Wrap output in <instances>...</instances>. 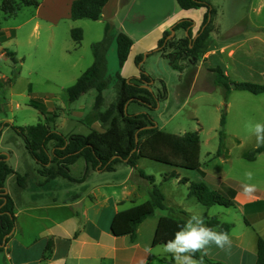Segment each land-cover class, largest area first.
I'll return each instance as SVG.
<instances>
[{"label":"rangeland","instance_id":"obj_1","mask_svg":"<svg viewBox=\"0 0 264 264\" xmlns=\"http://www.w3.org/2000/svg\"><path fill=\"white\" fill-rule=\"evenodd\" d=\"M36 1L41 3L43 0ZM208 1L217 12L214 18L215 34L216 32L218 34L215 24L218 28L225 29V25L220 21L222 6L227 7L228 12L225 19L230 21L235 17V13L232 12V8L235 6L241 9L238 13L247 14V10H249V8H242L248 6L246 0L240 2L239 0ZM2 2L3 0H0V5ZM56 3H58V0H56ZM35 13L36 8L29 6L22 7L16 15L10 18L0 13V29L20 25ZM52 13L53 11L48 9L42 12L41 26L32 37L27 32V29L30 30L29 25L24 26L12 45L10 44L7 47L0 43V130L2 129L0 151H13L14 158L11 160L10 165L19 174L28 175L25 189L17 186L15 175H10L6 183L8 191L18 203L19 222L22 226V236L16 240L17 244L14 252V257L20 264H39L43 240L35 244L28 253L21 251L22 246L26 243H32L36 239L44 238L49 234H55L60 240H63L66 235L73 232L76 222L69 216V207L62 208L60 214L55 213L52 209L45 208L46 202L39 193H35L39 190L36 188L41 179L37 173L39 167L29 156L23 139L11 127H6V125L27 127L38 123H47L66 136L72 134L88 135L91 131L89 123L96 120L94 111L96 91L91 90L79 100L69 102L66 89L74 85L79 77L93 65L95 61L93 45L104 39L106 26L102 23L84 19L79 21L62 20L58 25L49 27L43 21V17ZM75 28L83 31V40L80 44H76L71 36V30ZM222 30L220 31L222 32ZM171 35L170 29L165 40L166 46L164 45L165 47L161 49L162 52L152 53L148 56L144 53L142 56L143 69H146L142 71L148 72L155 81L151 85V90L156 93L160 90L162 93L163 81L168 93L167 98L161 100L155 109L131 103L127 107L128 114L134 115L147 112L158 129L176 135L182 136L187 132H197L200 136L202 148L201 168H207L211 176H224L226 173L234 176L236 172L240 173L237 170L242 162L241 150L233 146L234 141L228 143L231 147V156L226 159L228 162L226 166H224V161L218 160L217 156L221 130L220 121L222 115L226 113V101L224 100L222 88L214 84L217 75L215 70H211V73L206 71L208 68L217 66V57L214 59L208 58L213 44L211 43L212 35L207 40L202 52L196 55L190 51V47L185 43L189 32L188 35L187 32L185 34L176 33L170 37ZM198 35L199 31L193 29L191 31V41H194ZM2 49L5 52L24 54L27 56V61L22 66L19 63L15 64L9 57L6 59L1 57ZM66 49L68 50L66 51ZM172 58L174 59L173 64L182 70L181 73L171 68L170 60ZM204 58L207 63H203ZM106 60V79L109 85L103 93L102 111L108 109L116 101L117 75L120 72L122 74L117 56L116 40L114 39L107 49ZM136 69L138 68L135 65L129 67L126 71L127 75L131 76L132 73L136 74V71H140ZM196 70H199V72L196 73ZM211 84L214 85L212 89H210ZM35 102L44 106V114L39 109L31 106V103ZM94 125H96L94 127L97 131H101L99 123ZM94 127L92 126L93 129ZM255 141L256 138L248 140L247 146L244 148L247 149L249 146L254 145ZM117 168L118 170L115 173L96 174L86 181V184H89L90 187H98L99 198L107 203V210L112 209L110 199L115 193L112 186L121 183L128 169L130 170L127 163H122ZM90 169V165L87 164V171ZM174 170L179 177L164 182V177ZM148 176L155 178V184L159 186L165 195L166 204L170 209L157 211V215L162 213L166 216L171 215L188 219L190 215L198 214L205 219L217 217L221 222L233 221L230 219L238 220L240 217V213L235 208H224L219 205L206 208L198 203L194 197L189 196V186L183 184L181 180L188 179L190 182H199L198 180H201L202 177L197 171L176 169L149 159H140L137 168L134 169L133 183L150 190L152 182ZM179 178L180 181L177 180ZM70 187L73 191L81 188L80 184H72ZM81 194L84 195L85 193L82 192ZM82 197L84 198V196ZM87 199H91V197L88 196ZM31 200H36L35 206L37 209L36 211L27 212L28 203H34ZM129 205H131V201L127 200L120 207L124 208ZM183 210L189 214L185 212V215H181ZM227 212L230 216L227 215ZM155 218L156 214L151 217L141 228L140 233H137L132 240L134 244L140 247L137 253L138 258L133 264H139V261L143 260L147 252H152L154 255L150 264H166L165 261L172 255L165 251L164 246L151 248ZM91 231V234L86 233L82 240L77 241L76 244L73 243L70 249L60 245V252L52 264H106L107 262H101L97 259L101 251L97 247V243L112 248L127 247L131 242L130 240L110 239L94 228ZM66 252L69 253L67 259L65 258L66 255L64 256ZM0 264H9L4 254L0 255ZM173 264H176V262Z\"/></svg>","mask_w":264,"mask_h":264},{"label":"crops","instance_id":"obj_2","mask_svg":"<svg viewBox=\"0 0 264 264\" xmlns=\"http://www.w3.org/2000/svg\"><path fill=\"white\" fill-rule=\"evenodd\" d=\"M74 1L75 0H58V3H56V0H43L40 3V6L36 8L35 15L31 16L20 25L0 29V43L7 47L10 44L12 45V42L17 40L19 33L23 30L24 26L29 25L30 30L27 29V32H29L28 35L32 37L40 28L42 12L46 9L53 11L52 14L43 17V21L49 27L58 25L62 20H72L71 6ZM240 1L243 0H239V2ZM246 1L248 6L242 8H249L247 14L238 13L241 9L235 6L232 8L235 17L231 21L225 19L228 9L227 7L222 6L220 21L225 25V29L222 30L221 27L218 28L215 24L218 29V34L217 32L215 34L214 31L212 32L214 33L213 35L211 33V43L213 44L208 56L209 59L217 57V66L208 68L206 71L211 73V70L219 68L233 82L264 84V0ZM206 13V8L183 10L179 7L177 0H109L108 4L103 9L101 18L95 22L105 24V26L107 24L111 25V43L113 39L116 40V46L117 37L120 33L126 34L133 40L128 59L123 67H121L122 74L121 72L119 73L123 78L128 79L130 77H139L141 70H146L143 69V54L145 53L148 56L152 53L158 52L160 49V42L164 39L166 34L170 32V29L174 28L176 24L183 20H190L193 24L189 29L199 31ZM220 30H222V32ZM187 31L180 30L178 32L176 31V33L185 34ZM67 50L68 49H66V51ZM1 57H5V59L8 57L4 49L1 51ZM15 57L21 66L27 61V56L24 54L19 55V53L16 52ZM140 58L141 61L137 64V60ZM203 61V63H207L205 58ZM133 65L138 68L136 70L140 71H136V74L132 73L131 76H128L126 71ZM199 70H196V73L199 72ZM178 72L181 73L182 71ZM147 74L149 73L147 72ZM210 87V89H212L214 88V85L211 84ZM222 90L224 94V89L222 88ZM225 101L226 124L221 148L222 152L221 155L218 156V160L220 159L222 162L224 161V166L228 164L226 159L231 156V147H229L228 143L234 141L233 146L241 150L242 153V162L237 170L240 173L236 172L234 176H230L229 173H226L224 176L220 175L216 177L211 176L208 169L202 167L200 171H197L202 177V179L198 181H205L212 190L216 191L227 192L228 190L233 189L236 192V196L234 199L235 205L231 208H235L237 212L240 213V217L238 218L239 221L237 219H230L233 220L230 222L225 221L227 224L233 225L229 233L232 240L231 250L225 252L212 246L206 256L210 260L222 264H256L257 240L258 237L264 239V152L259 154L255 160L249 161L247 156L257 149L256 141L254 142V145L249 146V148L245 149L244 147L247 146L248 140L255 138L252 126L256 122L264 123V94L254 95L246 91L234 90ZM101 109V112L107 110L105 109L102 111ZM95 123H99L100 125L101 131L99 132L105 131V126L98 120L89 123L91 130L96 128L94 127L96 126L94 125ZM0 132L2 134V129ZM0 154L5 156V161L14 170L10 165L11 160L14 158V152L11 150L5 152L0 151ZM29 156L31 157L30 154ZM31 159L36 163L32 157ZM123 164H126V162H123ZM36 165L39 167V171L40 166L37 163ZM119 165L116 166V169L113 172L98 171L93 170L92 168L87 171V163L84 159H79L71 166L72 177L75 179H83L82 181L76 182L60 177L46 180L39 175L41 179L36 188L39 190L35 193H39L46 202L45 208L48 210L52 209L55 213L60 214L62 208L69 207V216L73 218L76 225L73 232L70 235H66L63 240H60L55 234H49L44 238L36 239L32 243H26L20 248L21 251L28 253L35 244L43 240L39 255V264H52L60 252V245L65 246L66 249H70L73 243L76 244L77 241L82 240L84 234H91V229L94 228L100 234L106 235L110 239L131 241H129L130 243L127 247L112 248L97 243V247L101 249L97 259L101 262H107L106 264L135 263L140 248L139 245L132 242L135 237H114L111 233V223L118 211L131 207L134 204L147 201V198L149 197V188L144 189L133 183L132 177L134 169L130 167V170L128 169L122 182L112 186V188H114L113 190H115L113 197L110 199L112 201V209L107 210V203L99 198L98 187H90L89 184H86L87 179L93 175L117 172V167ZM14 171L19 173L16 170ZM38 171L37 173L39 174ZM248 171H251L254 174V178L250 183L256 185L255 192L251 194L245 193L242 188L243 183H249L245 178V173ZM177 180L180 181V178ZM72 184H80L81 188H77L73 191L70 187ZM187 185L189 186V183H187ZM17 186L21 189H25L27 187V180L24 187H20L18 184ZM6 190L14 202L16 226L11 234L12 237L10 242L0 255L4 254L9 264H20L14 257L17 244L16 240L22 236V226L19 222L18 203L8 191L7 186ZM82 192L85 194L82 195ZM82 196H84V198ZM88 196H90L91 199H87ZM94 200L95 202H93ZM127 200L131 201V205L121 208L120 206L122 203ZM32 202L34 203H28L29 206L26 209L27 212L36 211V200ZM185 212L186 211L184 210L181 211V215H185ZM157 213L158 212L155 213L156 218L153 225L154 231L152 241L159 219L166 216L162 213L157 215ZM186 213L189 214L188 212ZM228 213L229 212H227V215H229ZM151 217L146 219L138 227V234ZM152 241L151 248L154 249ZM50 242L52 243L50 258L47 261H43V256L46 254L47 246ZM68 255V252L64 254L66 259L69 257ZM150 255L154 258L152 252H147L143 260L139 261V264H150L152 261V259H149Z\"/></svg>","mask_w":264,"mask_h":264},{"label":"trees","instance_id":"obj_3","mask_svg":"<svg viewBox=\"0 0 264 264\" xmlns=\"http://www.w3.org/2000/svg\"><path fill=\"white\" fill-rule=\"evenodd\" d=\"M109 0H75L71 6V19L98 21L101 18L104 7ZM178 5L183 10L206 8L203 24L199 30L198 37L191 41V29L193 22L183 20L175 25L174 31L184 30L189 32L185 43L190 47L195 55L201 53L207 40L214 31V18L216 10L208 0H177ZM23 6H40L36 0H3L0 5V13L6 17L16 15ZM110 24L106 25L104 39L93 45L95 61L76 81L74 85L66 89L69 102H75L84 94L91 90L97 92L94 111L95 119L101 121L106 127L105 131L99 132L91 130L88 135L72 134L66 136L47 123L37 125L11 127L20 136L25 144L26 150L40 166L39 175L46 180L64 178L70 181H82L75 179L71 175V166L79 159H84L93 170L113 172L116 166L126 162L132 169L137 168L140 159H149L176 169L188 171H200L201 169V140L197 132H187L184 135H176L154 127V120L147 112L130 115L126 110L131 103H136L144 107L155 109L161 100L167 98V89L162 81V93L160 90L152 91L155 81L147 73L141 70L139 77L130 79L117 75V98L116 101L105 111L100 109L104 103L103 93L108 88L106 52L111 44ZM160 42L159 51L165 47V40ZM72 39L76 44L83 40V31L75 28L71 30ZM133 40L124 33L117 37V53L120 67H123L128 59ZM165 45V46H164ZM193 46V48H191ZM6 55L13 63H18L15 53L6 52ZM141 58L137 60V64ZM170 60L171 68L175 71H182ZM216 78L214 84L224 89V99L227 100L232 91H246L254 95L264 94V84L253 82H233L219 68L215 70ZM150 88V89H149ZM31 106L39 109L42 114L45 108L41 103H31ZM226 124V113L221 117L219 148L217 156L221 155L224 129ZM1 137V132H0ZM138 138V142H137ZM52 145V146H51ZM264 152V147H259L252 151L247 159L253 161ZM10 175L16 176L17 184L20 187L26 185L27 176L15 172L5 161V156L0 154V253L5 250L11 240V234L16 226V216L14 202L6 190V180ZM175 170L164 177V182L173 178H178ZM152 182L149 190V199L143 203L134 204L131 207L122 209L116 213L111 223V233L114 237L134 238L138 232V227L157 211L170 210L166 204L165 195L155 184V178L148 176ZM183 184L189 183V196L194 197L198 203L206 208L216 205L224 208L234 207L236 192L231 189L227 192L216 191L209 188L204 182H190L182 179ZM187 218H177L171 215L163 216L159 219L155 235L152 241L153 248L164 246L167 241L174 238V234L179 230L180 225L186 222ZM208 226L217 231L224 230L230 233L233 225L222 223L217 217L205 219ZM52 243H48L43 261L50 258ZM195 259L199 263L222 264L210 260L206 255L201 256L196 253ZM149 259H153L150 255ZM175 262L171 255L165 261L166 264ZM264 264V239L258 237L257 240V262Z\"/></svg>","mask_w":264,"mask_h":264},{"label":"clouds","instance_id":"obj_4","mask_svg":"<svg viewBox=\"0 0 264 264\" xmlns=\"http://www.w3.org/2000/svg\"><path fill=\"white\" fill-rule=\"evenodd\" d=\"M253 134L256 138V147H264V123L256 122L252 126ZM245 178L249 183H243V191L247 194L254 193L256 185L250 183L254 174L251 171L245 173ZM179 230L174 234V238L164 245L165 251L171 253L176 264H199L195 259L196 253L201 256L208 255L212 246L221 251L228 252L232 247V240L227 231L208 226L205 218L198 214H192L183 225L178 226Z\"/></svg>","mask_w":264,"mask_h":264},{"label":"water","instance_id":"obj_5","mask_svg":"<svg viewBox=\"0 0 264 264\" xmlns=\"http://www.w3.org/2000/svg\"><path fill=\"white\" fill-rule=\"evenodd\" d=\"M171 32H172V35L170 36V37H172V36H174L175 35V31L173 30V28L171 29ZM187 35H188V31H187ZM150 89V88H149ZM126 110H127V107H126ZM154 127H157V126H154ZM137 142H138V138H137Z\"/></svg>","mask_w":264,"mask_h":264}]
</instances>
